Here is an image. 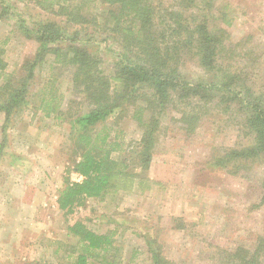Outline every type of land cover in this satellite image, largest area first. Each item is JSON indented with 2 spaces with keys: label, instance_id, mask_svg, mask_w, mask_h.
Returning a JSON list of instances; mask_svg holds the SVG:
<instances>
[{
  "label": "rangeland",
  "instance_id": "374dc122",
  "mask_svg": "<svg viewBox=\"0 0 264 264\" xmlns=\"http://www.w3.org/2000/svg\"><path fill=\"white\" fill-rule=\"evenodd\" d=\"M153 1L157 9L178 4V0ZM4 2L0 45L6 67L0 72V85L10 75L13 81L25 78L28 86L7 119L0 110V264H73L82 245L68 227L77 220L111 239L104 256H90L86 264H153L150 245L158 247L167 264H237L238 249L252 252L258 238L264 237L260 185L264 161L253 162L239 174L212 166V158L224 149L252 142L242 130L241 112L222 111L215 102L207 103L190 133L177 120L189 104L170 105L160 116L148 168L141 167L137 156L142 127L131 117L132 109L117 119L108 116L110 139L116 136L120 143L112 156L125 159L123 164L133 174L131 185L102 198H87L70 212L58 208L65 178L81 180L72 170L78 157L74 119L87 103L73 87L74 67L54 62L53 54L29 68L38 43L25 36L20 20L29 28L39 21H53L68 30L78 25L43 10L35 0ZM214 7L225 8L232 17L225 25L231 63L247 53L248 62L255 61L249 75L264 86V0H219ZM103 8L95 2L88 15L96 14L102 22ZM86 32H94L89 51L102 58L101 68L110 76L111 46L102 40L105 30L96 32L90 25ZM88 38L79 43L86 45ZM55 46L68 49L63 43ZM183 69L187 74L201 71L194 58H187ZM42 97L48 99V109ZM259 259L264 264V254Z\"/></svg>",
  "mask_w": 264,
  "mask_h": 264
},
{
  "label": "trees",
  "instance_id": "16d2710c",
  "mask_svg": "<svg viewBox=\"0 0 264 264\" xmlns=\"http://www.w3.org/2000/svg\"><path fill=\"white\" fill-rule=\"evenodd\" d=\"M35 1L43 10L63 15L68 23L78 25L68 30L53 21H39L29 28L25 20H20L25 36H32L38 43L29 68L33 70L46 55L53 54L54 62L74 67L73 87L87 103L74 119L78 127L74 154L78 157L73 160L72 170L82 178H65L57 196L59 209L70 212L87 198H102L121 186L131 185L133 174L123 164L125 159L112 156L120 143L116 136L110 139L111 126L107 122L108 116L117 119L130 109L131 117L142 127L137 151L141 167L148 168L150 164L160 116L177 101L189 104L177 118L187 133L194 131L210 102L222 106V111L237 110L243 115L242 130L244 135L252 136V142L224 149L212 158V166L239 174L253 162L264 161V86L256 85L254 75H249L250 64L255 61L248 62L247 53L231 63L225 25L231 24L232 17L223 11L225 8L214 7L219 0H178L177 6L161 9L153 0ZM95 2L104 6L102 22L96 14L88 15V8ZM0 3L6 4L4 0ZM90 25L96 32L105 30L102 40L110 42V76L101 68L102 58L89 51L90 41L95 38L94 32H86ZM86 35L90 38L84 42L86 45H81ZM59 43L67 44V51L55 46ZM2 52L0 45V72L6 67ZM187 58H194L200 74L185 72ZM25 80L13 81L8 75L0 85V110L6 119L15 104L25 98ZM41 101L48 109V99L42 97ZM260 185L264 200V176ZM68 231L82 245L73 264H86L90 256L102 257L110 248L109 235L94 232L81 221L69 225ZM149 247L153 264L168 263L158 247ZM263 254L264 237H260L252 252L237 250L235 263L261 264L259 258Z\"/></svg>",
  "mask_w": 264,
  "mask_h": 264
},
{
  "label": "built area",
  "instance_id": "2783aa9c",
  "mask_svg": "<svg viewBox=\"0 0 264 264\" xmlns=\"http://www.w3.org/2000/svg\"><path fill=\"white\" fill-rule=\"evenodd\" d=\"M80 176V175H79ZM80 178H82V176H80Z\"/></svg>",
  "mask_w": 264,
  "mask_h": 264
}]
</instances>
